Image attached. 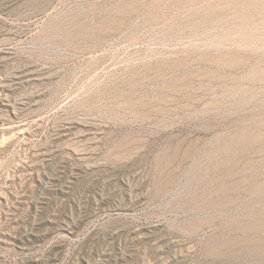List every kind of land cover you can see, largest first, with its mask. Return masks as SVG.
I'll use <instances>...</instances> for the list:
<instances>
[{"label":"rangeland","instance_id":"rangeland-1","mask_svg":"<svg viewBox=\"0 0 264 264\" xmlns=\"http://www.w3.org/2000/svg\"><path fill=\"white\" fill-rule=\"evenodd\" d=\"M0 264H264V0H0Z\"/></svg>","mask_w":264,"mask_h":264}]
</instances>
